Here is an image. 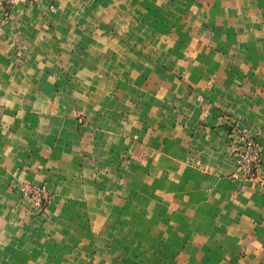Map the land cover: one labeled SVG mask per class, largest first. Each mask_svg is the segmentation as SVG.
I'll return each instance as SVG.
<instances>
[{
  "label": "crops",
  "instance_id": "0c3cea01",
  "mask_svg": "<svg viewBox=\"0 0 264 264\" xmlns=\"http://www.w3.org/2000/svg\"><path fill=\"white\" fill-rule=\"evenodd\" d=\"M0 264H264V0H0Z\"/></svg>",
  "mask_w": 264,
  "mask_h": 264
},
{
  "label": "built area",
  "instance_id": "2783aa9c",
  "mask_svg": "<svg viewBox=\"0 0 264 264\" xmlns=\"http://www.w3.org/2000/svg\"><path fill=\"white\" fill-rule=\"evenodd\" d=\"M21 0H4L6 7H12ZM33 2L34 0H26ZM241 142L234 149L237 159L238 170L246 179H255L259 176L262 165L263 145L256 139L253 131L247 127H239ZM22 193L32 201L37 209L44 208L45 202L49 198L47 185L37 183H25L21 186Z\"/></svg>",
  "mask_w": 264,
  "mask_h": 264
},
{
  "label": "rangeland",
  "instance_id": "374dc122",
  "mask_svg": "<svg viewBox=\"0 0 264 264\" xmlns=\"http://www.w3.org/2000/svg\"><path fill=\"white\" fill-rule=\"evenodd\" d=\"M46 184V183H45ZM47 185V184H46ZM49 191V190H48ZM48 201H49V199H48ZM45 206H46V202H45V204H44V208H45Z\"/></svg>",
  "mask_w": 264,
  "mask_h": 264
}]
</instances>
